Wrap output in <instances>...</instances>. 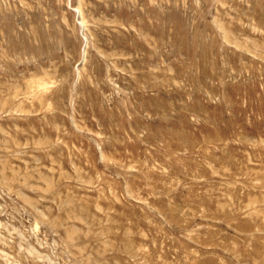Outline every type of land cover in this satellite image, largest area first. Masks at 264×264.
<instances>
[{
	"label": "rangeland",
	"instance_id": "374dc122",
	"mask_svg": "<svg viewBox=\"0 0 264 264\" xmlns=\"http://www.w3.org/2000/svg\"><path fill=\"white\" fill-rule=\"evenodd\" d=\"M0 264H264V0H0Z\"/></svg>",
	"mask_w": 264,
	"mask_h": 264
}]
</instances>
